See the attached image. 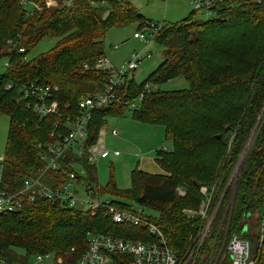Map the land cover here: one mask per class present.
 I'll use <instances>...</instances> for the list:
<instances>
[{"label": "trees", "instance_id": "16d2710c", "mask_svg": "<svg viewBox=\"0 0 264 264\" xmlns=\"http://www.w3.org/2000/svg\"><path fill=\"white\" fill-rule=\"evenodd\" d=\"M21 1L0 0V65L9 66L0 74V114L9 124L5 156L0 159V189L7 192L41 174L40 157L51 141L49 135L78 114L80 100L102 91L112 79L110 71L96 67L104 56L105 33L134 23L140 30L151 23L127 0H107V7L86 0H53V8L35 0L41 7L32 13ZM211 12L214 18L204 21L196 20L197 12L192 11L181 22L161 23L154 43L162 48V62L139 85L131 80L116 87L114 101L92 113L85 147L96 143L106 117L127 110L133 120L162 126L172 146L170 152L156 155L154 162L162 173L135 168L129 191L113 184L101 194L155 212L154 223L180 264H230L226 244L233 235L249 242L254 264H264V0L218 2ZM53 38L49 52L28 58L39 42ZM178 77L187 87L160 89ZM40 83L52 87L56 115L39 117L30 109L35 98L23 97L25 86ZM141 95L138 107L130 108ZM86 155L71 152L69 157L83 167L85 181L95 183L94 166L87 164ZM62 167L42 181L50 187L60 185L66 180L64 171L73 169L69 158ZM205 202V219L183 214L198 213ZM120 226L103 213L67 210L38 199L13 214L0 215V256L9 263H25L31 255L48 253L61 259L60 264H75L86 249L89 232L120 236ZM129 232L133 238L150 239L142 228Z\"/></svg>", "mask_w": 264, "mask_h": 264}, {"label": "built area", "instance_id": "2783aa9c", "mask_svg": "<svg viewBox=\"0 0 264 264\" xmlns=\"http://www.w3.org/2000/svg\"><path fill=\"white\" fill-rule=\"evenodd\" d=\"M74 0H68L70 3ZM90 3L99 4L102 7H107V0H86ZM162 1V0H161ZM227 0H192L195 12L203 10L207 16L212 15L211 9L214 8L216 3ZM22 6L27 8L29 13L38 11L41 6L35 0H22ZM43 5L46 8L53 7L54 1L43 0ZM161 23H150L148 26L141 27L140 32L134 34V38L141 43L147 45L149 42L154 41ZM22 52V51H21ZM144 58H150L149 53H133L131 58L122 67L123 72L118 73L114 71L111 64L107 59L102 56L97 61V69H107L111 72V80L106 87L98 93L84 97L77 103L78 114L74 117H67L63 120L62 124L57 125L56 130L49 135L51 138L49 145L40 157L43 162V170L37 177H28L22 181V185L14 192H7L0 189V215L13 214L26 205L34 203L38 199H45L48 201L57 202L64 209H81L91 215L104 214L106 215L111 224L121 225L127 227L142 228L145 235L150 239L143 240L133 238L131 234L126 235H108L96 234L89 232L86 235L87 246L82 251L75 264H180L174 253L167 247L165 238L161 231L158 229L154 218L146 213L149 209L138 207L135 209L133 206H126L120 202H101L98 198L96 203L81 201L74 196L76 194L73 190V181L79 179V174L83 173L75 171V157L72 159L69 155L72 153L81 156L87 152L86 162L89 165H94L95 162L106 159L109 156L116 158L120 152L115 151L110 153L106 150L97 151L95 146L85 147L87 139L89 121L92 113L101 108L107 107L115 99V88L120 85H126L129 81L133 80L132 72L135 71ZM7 63L0 65V74L7 71ZM146 87H149L147 85ZM10 88V87H7ZM52 87L45 84L27 85L23 89V97H34L35 101L30 105L39 117H46L49 115H56L58 113L57 103L53 102L50 98ZM142 99V95L136 102H130L129 106L136 109L137 102ZM113 136H117V132L112 131ZM69 158L70 164L73 169L70 172H65L66 180L58 186H49L43 182V177L47 173L63 171V161ZM206 188H200L201 194H206ZM85 192L92 193L93 188L89 186L85 188ZM176 192L179 196L183 197L185 193L181 189ZM217 206L213 214L207 220L206 227L202 232L201 242L206 238L210 221L212 220ZM207 203L200 205L198 213L192 210H184L183 214L188 218H194L199 215L201 218L206 217ZM200 245V243H198ZM226 250L229 254L230 264H254L251 259V250L249 242L245 239L233 235L227 241ZM73 251V250H72ZM60 264L61 259H55L53 255L48 253L32 255L25 263H9L2 256H0V264Z\"/></svg>", "mask_w": 264, "mask_h": 264}, {"label": "rangeland", "instance_id": "374dc122", "mask_svg": "<svg viewBox=\"0 0 264 264\" xmlns=\"http://www.w3.org/2000/svg\"><path fill=\"white\" fill-rule=\"evenodd\" d=\"M128 1L140 15L142 14L144 18L154 24L164 22L166 24L181 22L185 20V18H187V16L194 10L192 1H189L190 4L188 6V10L185 13L183 9L179 8V6H175L176 2H173L171 5L169 2L170 0H167L166 3H163L160 0ZM95 5L100 6L97 2ZM195 16L196 20L199 21L214 18V15L207 16L203 10L199 11ZM138 32H140V30L138 29V25L136 23L127 24L126 26L112 27L105 33L102 39L104 57L109 63H111L113 68L112 73H114V71L122 73V67L127 60L131 58L133 53L138 54L143 52L145 54H150V58H144L139 67L132 72L133 82L136 85L143 82V80L146 79V76L155 71L157 66L162 62V48L156 45L154 41L149 42L147 45L141 43L139 40L134 38V34ZM54 42V38L43 39L32 49L28 58L33 59L38 57L41 53L49 52L54 45ZM185 87H187V84L184 79L178 77L163 84L160 86V89L170 91L172 89H181ZM104 122L105 125L101 128L98 134V142H96L97 144L95 143L96 150H106L110 153L119 151L121 155L116 158L110 157L108 160H99L95 162L94 176L96 178V182L92 183L90 186L91 189L94 187L93 191L95 194L85 192V173H80L79 179L77 181H73V190L76 191L74 196L85 202L89 201L96 203V199L99 198L101 202H120L124 203L126 206L130 205L131 207L133 206L135 209H138L132 201H128L118 196L115 197L106 192L101 194V192L106 190L109 185L113 184L119 191H129L131 189L132 182L130 179L131 171L137 163L141 168H143L142 170L149 173L153 174V170L156 174L162 173L161 169H159L154 161L159 151L165 150L170 152L172 150L171 143L166 140L162 126L133 120L130 110L123 112L121 116L106 117ZM8 127V118L5 115L0 114V159H3L5 156L4 149L7 141L6 135ZM112 131H116L118 135L113 136ZM74 167L76 172L82 171V166L75 165ZM54 184L57 186L56 182ZM75 210L84 211L79 208ZM146 213L148 215L151 214L150 216L153 218H157V214L155 212L148 210ZM113 227L117 228L115 226ZM120 227H124V230H120L123 235L130 233V228L127 226ZM131 236L133 237L132 234ZM30 257H32V255Z\"/></svg>", "mask_w": 264, "mask_h": 264}, {"label": "crops", "instance_id": "0c3cea01", "mask_svg": "<svg viewBox=\"0 0 264 264\" xmlns=\"http://www.w3.org/2000/svg\"><path fill=\"white\" fill-rule=\"evenodd\" d=\"M128 1V0H127ZM161 1V0H160ZM189 1H192V0H170L169 2H170V4L172 5L173 4V2H176V4H175V6H179V8L180 9H183L184 10V13L185 12H187V10H188V6H189V4H190V2ZM129 2V1H128ZM162 2L163 3H166L167 2V0H162ZM130 3V2H129ZM132 5V4H131ZM133 6V5H132ZM142 15V14H141ZM143 16V15H142ZM111 64V63H110ZM111 67H112V65H111ZM101 130V129H100ZM118 135V134H117ZM98 139H99V137H98ZM96 142H98V140L96 141ZM97 144V143H96ZM96 144H94V146H95V148H96ZM121 155V153L119 154V156ZM110 157H112V156H109L108 158H110ZM118 157V156H117ZM108 158H106V159H101V160H108ZM126 163H127V161H126ZM75 165H80L79 164V162H77L76 161V163H75ZM89 165V164H88ZM145 165V164H144ZM157 165V164H156ZM89 166H94V171L92 172V174L91 175H93L94 176V174H95V164L94 165H89ZM158 166V165H157ZM139 169V170H141L142 172H147V171H145V170H142L143 168H141L140 167V165L137 163L136 164V166L133 168V170L134 169ZM82 169H83V167H82ZM160 169V168H159ZM84 170V169H83ZM153 172V174H156V173H154V170L152 171ZM84 173H85V178H86V172H85V170H84ZM147 173H149V172H147ZM150 174H152V173H150ZM94 179L96 180V178H95V176H94ZM85 181V180H84ZM91 186L92 185V183H90V182H86L85 181V184H84V188H86L87 186ZM89 186V187H90ZM92 194H93V192H92Z\"/></svg>", "mask_w": 264, "mask_h": 264}, {"label": "water", "instance_id": "95a60500", "mask_svg": "<svg viewBox=\"0 0 264 264\" xmlns=\"http://www.w3.org/2000/svg\"><path fill=\"white\" fill-rule=\"evenodd\" d=\"M109 15V10H106L103 15H102V19H106V17ZM197 186H199V184L196 183ZM245 233V229L242 231V235L244 236Z\"/></svg>", "mask_w": 264, "mask_h": 264}]
</instances>
